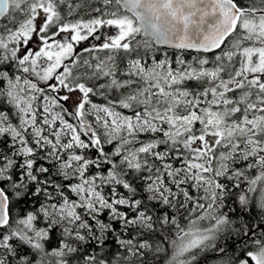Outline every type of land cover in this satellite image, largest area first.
I'll return each mask as SVG.
<instances>
[{"label": "snow or ice", "instance_id": "6c2138e0", "mask_svg": "<svg viewBox=\"0 0 264 264\" xmlns=\"http://www.w3.org/2000/svg\"><path fill=\"white\" fill-rule=\"evenodd\" d=\"M209 258L264 264V0H0V264Z\"/></svg>", "mask_w": 264, "mask_h": 264}, {"label": "trees", "instance_id": "16d2710c", "mask_svg": "<svg viewBox=\"0 0 264 264\" xmlns=\"http://www.w3.org/2000/svg\"><path fill=\"white\" fill-rule=\"evenodd\" d=\"M79 2L83 5V4H85L86 2L87 3H95V0H79ZM86 11H90V9H87ZM86 11L85 10H78L77 12H75L72 16H70V17H68V19H70V20H75V19H80V18H83V19H85V20H87L89 17H88V15H86ZM93 15H95V13L93 12L92 13ZM167 51H168V53H169V58L170 59H174L175 58V56L176 55H179V54H181V53H179L177 50H169V49H166ZM182 55H183V57L185 58V60L186 61H188L189 63H192L193 62V58L194 57H196L198 54L197 53H192V52H186V51H184L183 53H182ZM210 56L212 55V54H209ZM99 56H101V57H103V56H105V54H100ZM158 58H163L162 56H159ZM96 102H102L99 98H93ZM122 111H124L125 113H127V110H122ZM127 114H130V113H127ZM70 122H72V123H76V121H74V120H72V121H70ZM142 139L145 141V142H147V140H148V137L147 136H145V137H142ZM162 147L163 146H161V149H157L158 151L159 150H162ZM89 155L91 156V155H93V153L92 152H89ZM169 162H171V163H173V166L175 167V166H177L178 165V162L177 161H169ZM55 171V169H53V172ZM56 179H60V178H56ZM120 191H124L123 189H120ZM105 193H106V195H108V189L107 188H105ZM27 207V206H26ZM104 219H108V216H104ZM60 238V234H59V231H57L56 232V234H55V239H59ZM83 248H84V250L87 252V251H90L91 250V248H90V246H88V245H84V246H82ZM115 248H116V245H115V243H114V240H112V239H110L109 241H108V247L107 248H105V252H112V251H115ZM75 255H83V253H77V254H75ZM211 255H212V253H209V257H211ZM73 264H78V262L76 261V260H73ZM207 264H217V262L215 261V260H213V259H211V258H209L208 259V261H207Z\"/></svg>", "mask_w": 264, "mask_h": 264}, {"label": "rangeland", "instance_id": "374dc122", "mask_svg": "<svg viewBox=\"0 0 264 264\" xmlns=\"http://www.w3.org/2000/svg\"><path fill=\"white\" fill-rule=\"evenodd\" d=\"M102 32H107V31H110L109 29H102L101 30ZM99 43H100V41H97V40H95V39H93V38H89V40L88 41H84V42H82L81 44H79V45H76V49H77V51H82L83 50V48L84 47H91L93 44H95V45H99ZM100 54H105L106 55V53L105 52H99V53H93V55H100ZM85 56H87L88 54L87 53H85L84 54ZM78 71H83V69L81 68V69H78ZM41 86H43V85H41ZM94 127H95V125H94ZM104 192H105V190H104ZM105 195H106V193H105ZM105 215L107 216V213H105ZM71 243L73 244V246H77V244L79 243V242H77V241H71ZM82 246H84V245H82Z\"/></svg>", "mask_w": 264, "mask_h": 264}, {"label": "water", "instance_id": "95a60500", "mask_svg": "<svg viewBox=\"0 0 264 264\" xmlns=\"http://www.w3.org/2000/svg\"><path fill=\"white\" fill-rule=\"evenodd\" d=\"M169 50H173V49H169ZM186 52H192V53H196L195 51L193 50H185Z\"/></svg>", "mask_w": 264, "mask_h": 264}, {"label": "flooded vegetation", "instance_id": "af4514ba", "mask_svg": "<svg viewBox=\"0 0 264 264\" xmlns=\"http://www.w3.org/2000/svg\"><path fill=\"white\" fill-rule=\"evenodd\" d=\"M93 45H95V44H93Z\"/></svg>", "mask_w": 264, "mask_h": 264}]
</instances>
